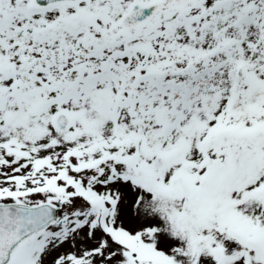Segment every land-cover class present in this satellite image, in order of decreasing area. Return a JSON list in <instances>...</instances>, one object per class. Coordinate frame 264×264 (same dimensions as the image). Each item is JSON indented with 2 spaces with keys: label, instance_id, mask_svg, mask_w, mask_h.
<instances>
[{
  "label": "snow or ice",
  "instance_id": "1",
  "mask_svg": "<svg viewBox=\"0 0 264 264\" xmlns=\"http://www.w3.org/2000/svg\"><path fill=\"white\" fill-rule=\"evenodd\" d=\"M0 264H264V0H0Z\"/></svg>",
  "mask_w": 264,
  "mask_h": 264
}]
</instances>
